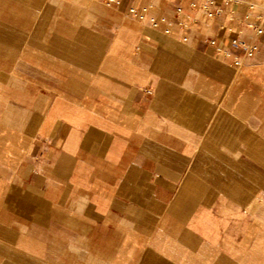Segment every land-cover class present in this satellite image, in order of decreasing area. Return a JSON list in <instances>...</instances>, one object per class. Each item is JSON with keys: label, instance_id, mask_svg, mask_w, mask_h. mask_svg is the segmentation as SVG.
Instances as JSON below:
<instances>
[{"label": "crops", "instance_id": "crops-1", "mask_svg": "<svg viewBox=\"0 0 264 264\" xmlns=\"http://www.w3.org/2000/svg\"><path fill=\"white\" fill-rule=\"evenodd\" d=\"M210 1H48L28 16L0 2V264L40 263L9 250L34 232H60L36 246L66 256L72 220L99 248L123 224L136 249L175 230L166 216L206 241L221 216L230 264L246 243L229 217H250L264 248V0Z\"/></svg>", "mask_w": 264, "mask_h": 264}, {"label": "rangeland", "instance_id": "rangeland-1", "mask_svg": "<svg viewBox=\"0 0 264 264\" xmlns=\"http://www.w3.org/2000/svg\"><path fill=\"white\" fill-rule=\"evenodd\" d=\"M3 1L6 6L18 5L21 4V16L28 15H42L45 14L46 10L50 11V7H46L48 1H54L53 5H60L59 2L62 0H0ZM56 1V3H55ZM73 1L74 4L81 0H70ZM86 6L89 4V0H85ZM1 4V3H0ZM32 5H37V8H34ZM31 6V7H30ZM6 16L13 17V11L15 9L5 8ZM60 7H54L52 12H59ZM55 13V14H56ZM27 25V24H26ZM11 29L6 25L4 27L5 30ZM169 210L166 206V211ZM121 218V216H120ZM177 219L188 220L187 216H166L164 217V221L159 220V226L164 225L166 228L172 227L175 230L170 231H160V232H150L146 233L147 241L145 242L144 247H139L136 249H126L122 247L125 240H129L128 235H137L139 233H134L131 231L125 230V225H120V223L111 226L112 231H109L108 226L105 227L106 230L103 229L100 232V238L102 240V245L99 248L97 246L96 240L99 239L97 233L94 232V228L92 224L85 225L84 228H81L78 223L74 220L70 221L68 224V247L66 249V256L60 257V253L62 249L60 247H53L47 249V253L45 254V248L39 247L36 245H44L46 242L45 235L47 234V239L53 237V244L57 245V237L60 238V232H34L36 237L40 239V242L32 243V246L22 247V248H13L10 247L9 250L17 251L20 257L27 256V259H30L28 255L32 254L37 256V258L41 261L36 264H144V262L150 260L147 258V253H151L154 257L152 258V262L156 263V261L165 262L167 264H222V252L227 251V248L222 247L223 243V235L221 232L222 223H226V221H222V217H216L214 222V230L212 233H208V240L196 237L192 231L188 229V226L184 222L182 223H174V220ZM155 222V220H154ZM58 227L60 226V222L58 220ZM162 223V224H161ZM164 223V224H163ZM229 223L236 225L241 229H245V233L233 232L235 238L237 234L239 236L245 235V251L244 255L239 258V262H234L230 264H264V248H259L258 241L261 239V235L258 232H253L250 229L252 227V219L250 217H245L244 220L237 217H229ZM154 227H156L157 223H154ZM96 226V225H95ZM103 228V226H102ZM203 234V233H202ZM52 236V237H51ZM112 236L117 241V245L115 247H108L109 239H112ZM141 236V235H140ZM110 237V238H109ZM113 240V239H112ZM236 240V239H235ZM60 241V239L58 240ZM3 243V242H1ZM64 244V243H63ZM236 244H234L235 246ZM125 250H129L132 252L133 260L130 259V253H126ZM236 251V249L232 250ZM231 252V249H230ZM2 254V253H1ZM52 255V257H51ZM99 255V256H98ZM13 254L11 253L10 257L5 259H12ZM100 257V258H99ZM3 257L0 255V260ZM101 259V260H99ZM237 260L236 257L233 258ZM52 260V263L48 262ZM63 261V262H61ZM132 261V262H131Z\"/></svg>", "mask_w": 264, "mask_h": 264}, {"label": "built area", "instance_id": "built-area-1", "mask_svg": "<svg viewBox=\"0 0 264 264\" xmlns=\"http://www.w3.org/2000/svg\"><path fill=\"white\" fill-rule=\"evenodd\" d=\"M211 1L208 0V4ZM207 5V4H206ZM202 9H205V5H202ZM212 12L211 11H207V15H211ZM254 33L251 34V37H254L256 34H258L260 32V28H256L253 31ZM240 45V49H241V55L240 58L235 60V64L237 66H239L240 64H242L246 59L251 58L253 56V52L255 50V45L253 44V40H244V41H240L239 42Z\"/></svg>", "mask_w": 264, "mask_h": 264}]
</instances>
